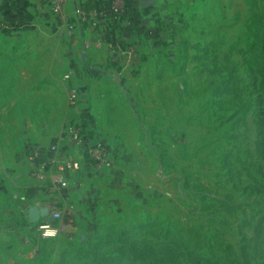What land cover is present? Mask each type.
Here are the masks:
<instances>
[{
	"label": "rangeland",
	"instance_id": "rangeland-1",
	"mask_svg": "<svg viewBox=\"0 0 264 264\" xmlns=\"http://www.w3.org/2000/svg\"><path fill=\"white\" fill-rule=\"evenodd\" d=\"M169 1L113 21L131 69L105 46L71 63L57 19L0 30V264H264V0ZM78 122L110 146L113 186L74 176L72 227L40 239L29 156Z\"/></svg>",
	"mask_w": 264,
	"mask_h": 264
},
{
	"label": "built area",
	"instance_id": "built-area-1",
	"mask_svg": "<svg viewBox=\"0 0 264 264\" xmlns=\"http://www.w3.org/2000/svg\"><path fill=\"white\" fill-rule=\"evenodd\" d=\"M49 3L52 15L60 22L68 33L76 31L81 25L94 34L97 45V31L102 32L103 46L111 54L122 51L121 66L126 69L136 67L140 63L139 54L134 46H124L117 43L112 36H105L104 31H112L113 21L120 19L127 12V0H106L105 6H92L89 10L76 9L74 14L68 10V0H46ZM71 103L79 99L76 89L70 91ZM44 150V151H43ZM40 151L32 152L29 159L32 163L31 178L42 183L43 192L50 196L39 203V207H48L54 222L47 223L40 218L34 227L37 236L48 239L56 236L63 229L61 224L65 214V191L73 183V175L82 173L86 167L97 169L112 168L115 157L110 146L103 140L89 138L84 123L72 124L56 140ZM48 153L53 154L52 157ZM33 256H40L38 248L33 250ZM11 264H21L14 261Z\"/></svg>",
	"mask_w": 264,
	"mask_h": 264
},
{
	"label": "crops",
	"instance_id": "crops-1",
	"mask_svg": "<svg viewBox=\"0 0 264 264\" xmlns=\"http://www.w3.org/2000/svg\"><path fill=\"white\" fill-rule=\"evenodd\" d=\"M155 1H162L165 4H169L170 2L169 0H127V12H129L130 14H140L142 13L141 8L143 6H145L146 9L152 7ZM96 4L98 6L103 7L106 5V0H68V10L71 14H74V11L76 9L80 8L84 10H89L92 6H95ZM163 9L166 8L163 7ZM48 19L57 22L56 18L52 15L50 11L49 3L46 0H0V30L4 33H9L11 31H21L24 28H40L48 24ZM125 26V22L122 24L120 23L118 26L119 28L115 29V27H113L112 30L117 33V31H120L122 28H125ZM113 31L106 30L104 31V35H114ZM100 35H103L102 32L97 31L96 45L94 34L91 33V31L87 28H84L79 25L75 31L74 38L69 43V47L74 52V54L77 55L75 56V58L72 59L71 63L78 66H80L82 63L85 67V57L83 58V53H85L84 50H88L89 52L94 53V57L95 59L97 58V61L103 60L100 59V55H103V53L100 52L104 49L103 44L100 43ZM80 50L82 52V57L78 56V51ZM97 51H99V54L95 53ZM83 73L85 74V72ZM86 130L89 138L103 140L99 138L101 133L99 132L97 126H90ZM112 168H103L95 170L94 168L86 167L83 171V174H85L84 176H86L91 181V184H93L95 187H97L98 185L100 186V189L103 190L107 187L113 186V179L111 175L116 171ZM76 175L79 174H75L73 175V177ZM66 197L67 196L65 195V200ZM27 224L29 225L28 222ZM59 224H61L63 228L72 227V224L70 225L68 223L67 225L65 223L66 225H64L62 221H60ZM32 252L33 251L30 250L26 254L22 255V259L26 261L32 260L34 258Z\"/></svg>",
	"mask_w": 264,
	"mask_h": 264
},
{
	"label": "water",
	"instance_id": "water-1",
	"mask_svg": "<svg viewBox=\"0 0 264 264\" xmlns=\"http://www.w3.org/2000/svg\"><path fill=\"white\" fill-rule=\"evenodd\" d=\"M40 218H45L47 223L54 222V218L50 215L48 207H39L37 205L32 206L28 210V219L31 223H36Z\"/></svg>",
	"mask_w": 264,
	"mask_h": 264
},
{
	"label": "trees",
	"instance_id": "trees-1",
	"mask_svg": "<svg viewBox=\"0 0 264 264\" xmlns=\"http://www.w3.org/2000/svg\"><path fill=\"white\" fill-rule=\"evenodd\" d=\"M261 88H262V91H263V94H264V77L263 79L261 80ZM262 152H264V147L261 148ZM57 223V222H56ZM55 223V224H56ZM133 258V256H131ZM130 257V258H131ZM116 259H119V262L117 263H112V264H123L124 263V260L121 259V257H116ZM134 260H138L136 257H134ZM130 262V261H129ZM130 264V263H129ZM141 264H148V263H144V261L141 260Z\"/></svg>",
	"mask_w": 264,
	"mask_h": 264
}]
</instances>
